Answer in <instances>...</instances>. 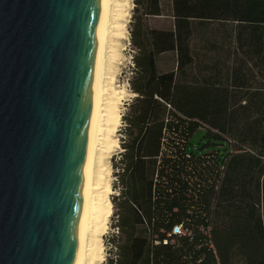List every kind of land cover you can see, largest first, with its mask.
I'll list each match as a JSON object with an SVG mask.
<instances>
[{
  "label": "trees",
  "instance_id": "trees-1",
  "mask_svg": "<svg viewBox=\"0 0 264 264\" xmlns=\"http://www.w3.org/2000/svg\"><path fill=\"white\" fill-rule=\"evenodd\" d=\"M167 1L134 0L106 264H264V0Z\"/></svg>",
  "mask_w": 264,
  "mask_h": 264
},
{
  "label": "water",
  "instance_id": "water-1",
  "mask_svg": "<svg viewBox=\"0 0 264 264\" xmlns=\"http://www.w3.org/2000/svg\"><path fill=\"white\" fill-rule=\"evenodd\" d=\"M104 0H0V264H77Z\"/></svg>",
  "mask_w": 264,
  "mask_h": 264
},
{
  "label": "bare ground",
  "instance_id": "bare-ground-1",
  "mask_svg": "<svg viewBox=\"0 0 264 264\" xmlns=\"http://www.w3.org/2000/svg\"><path fill=\"white\" fill-rule=\"evenodd\" d=\"M123 4V0H104V13L98 41V75L95 77V113L84 185V225L77 264H93L95 261L96 238L100 227L107 223L112 210L107 204L106 196H103L108 193L110 184L104 173L106 169L99 168L98 162L104 142H109L108 135L112 130L110 123L115 119L116 113L113 110L117 104L116 98L120 94L113 84L111 52L115 48L114 38L118 31L121 15L119 11ZM114 31L116 32L113 33Z\"/></svg>",
  "mask_w": 264,
  "mask_h": 264
},
{
  "label": "rangeland",
  "instance_id": "rangeland-1",
  "mask_svg": "<svg viewBox=\"0 0 264 264\" xmlns=\"http://www.w3.org/2000/svg\"><path fill=\"white\" fill-rule=\"evenodd\" d=\"M124 4L121 6V13L118 23V31L116 32L115 39V48L114 51L111 52L113 56L112 59V70H113V84L116 91H119L120 94L116 98V105L114 106L115 119L110 123L112 130L110 131V135H108L109 142H104L102 154L100 155L98 166L99 168L103 167L104 173L106 175V179L108 181L109 190L106 195L107 204L110 206L111 215L109 216L107 223L100 227V231L96 238V252H95V261L93 264H106L109 246L107 245L106 239L109 237V233H111L110 224L112 223V213H113V204L111 203L112 195H115V178L113 175L112 168V157H115L119 153L121 133L120 129L123 126L122 123V115L125 112L126 104L130 101V99L134 96V93L131 91L129 87L128 80L132 74L133 68V50L134 47L130 40V30L133 26V17H138L141 11V8L138 7V11L134 12L135 3L134 0H123ZM163 7V15L162 16H149L147 17V23L150 27L155 28H170L172 26L173 20L169 15V4L167 0H162ZM118 34V35H117ZM117 40V41H116ZM174 56L171 53L165 54L160 59V65L164 68H169L173 66ZM204 131L197 130L193 134V140L199 141L203 138ZM109 177V178H108ZM111 204V205H110Z\"/></svg>",
  "mask_w": 264,
  "mask_h": 264
},
{
  "label": "built area",
  "instance_id": "built-area-1",
  "mask_svg": "<svg viewBox=\"0 0 264 264\" xmlns=\"http://www.w3.org/2000/svg\"><path fill=\"white\" fill-rule=\"evenodd\" d=\"M192 148H195V145H193ZM115 232H117V231H115ZM187 233L188 232L182 227V225H174L172 227L171 232L168 235L169 236H171V235H184V234H187ZM166 241L167 240H164V242H166Z\"/></svg>",
  "mask_w": 264,
  "mask_h": 264
}]
</instances>
